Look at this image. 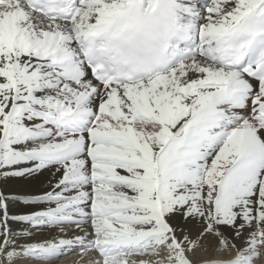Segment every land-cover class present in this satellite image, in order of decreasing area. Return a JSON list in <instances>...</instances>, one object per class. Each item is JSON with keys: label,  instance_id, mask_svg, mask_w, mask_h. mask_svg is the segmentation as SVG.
<instances>
[{"label": "snow or ice", "instance_id": "1", "mask_svg": "<svg viewBox=\"0 0 264 264\" xmlns=\"http://www.w3.org/2000/svg\"><path fill=\"white\" fill-rule=\"evenodd\" d=\"M264 264V0H0V264Z\"/></svg>", "mask_w": 264, "mask_h": 264}, {"label": "bare ground", "instance_id": "2", "mask_svg": "<svg viewBox=\"0 0 264 264\" xmlns=\"http://www.w3.org/2000/svg\"><path fill=\"white\" fill-rule=\"evenodd\" d=\"M76 257H70L68 258V264H71L72 261L76 260Z\"/></svg>", "mask_w": 264, "mask_h": 264}]
</instances>
